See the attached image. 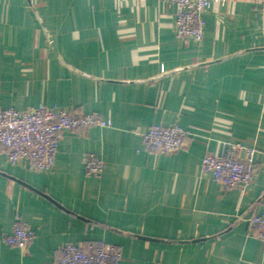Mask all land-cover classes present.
Masks as SVG:
<instances>
[{"label":"crops","instance_id":"0c3cea01","mask_svg":"<svg viewBox=\"0 0 264 264\" xmlns=\"http://www.w3.org/2000/svg\"><path fill=\"white\" fill-rule=\"evenodd\" d=\"M170 0H0V107L98 112L110 126L65 131L55 163L0 154V264H55L65 242L103 239L120 264H264L250 217L264 211V3L203 12L201 40L176 37ZM190 131L149 153V126ZM230 140L256 147L253 181L224 189L202 173ZM105 163L89 175L85 157ZM20 216L35 237L7 244Z\"/></svg>","mask_w":264,"mask_h":264},{"label":"built area","instance_id":"2783aa9c","mask_svg":"<svg viewBox=\"0 0 264 264\" xmlns=\"http://www.w3.org/2000/svg\"><path fill=\"white\" fill-rule=\"evenodd\" d=\"M176 4V37L199 41L204 34L203 12L212 2L224 0H170ZM264 3V0H259ZM111 120L98 112L83 113L57 106L40 105L27 110L0 107V154L11 163L27 159L36 171L53 168L58 144L65 131L110 126ZM190 131L178 124H154L142 133L143 149L149 153H173L182 148ZM256 147L225 140L219 153H206L202 173H209L224 189L246 187L255 176ZM105 163L94 153L85 157L89 175L99 176ZM253 234L264 242V211L250 217ZM35 237L33 227L17 216L11 232L3 236L10 245L27 248ZM121 247L103 239L95 242H65L55 264H120Z\"/></svg>","mask_w":264,"mask_h":264}]
</instances>
